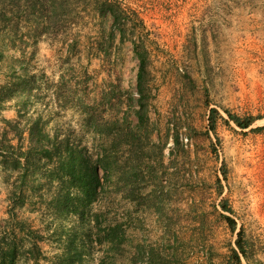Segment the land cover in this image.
Masks as SVG:
<instances>
[{
    "label": "rangeland",
    "instance_id": "rangeland-1",
    "mask_svg": "<svg viewBox=\"0 0 264 264\" xmlns=\"http://www.w3.org/2000/svg\"><path fill=\"white\" fill-rule=\"evenodd\" d=\"M45 1L0 0V264H264V0Z\"/></svg>",
    "mask_w": 264,
    "mask_h": 264
},
{
    "label": "trees",
    "instance_id": "trees-1",
    "mask_svg": "<svg viewBox=\"0 0 264 264\" xmlns=\"http://www.w3.org/2000/svg\"><path fill=\"white\" fill-rule=\"evenodd\" d=\"M47 2V3H46ZM46 4L49 5L51 12H52V19L57 21L58 18L63 15L67 17V12H69L67 10V8L71 7V2H69V0H46L45 1ZM100 10L104 11L105 13H109L111 15V17L116 20V22H118L120 20V9L115 6L112 2L106 1L104 2V4L100 7ZM69 16V14H68ZM141 73H143L145 71V60L143 58H141ZM141 73L139 75V78H141ZM237 125L239 127H241L242 129H248L251 126L250 122H245L242 123L239 120L235 119ZM43 137L41 130L39 129V122L36 121L32 124V127L30 128V140L31 141H35V140H40ZM46 152V151H45ZM44 152V153H45ZM76 152H71L69 154V156L71 157V160H68L66 158V160H64V156H60L59 157V162L57 163L58 167L60 166H64V162H68L69 163V168L67 167L69 173L71 176H74L76 174L77 168V162H75V158H74V154ZM45 155H47L45 153ZM19 160V161H18ZM17 162L20 163L21 165V161L18 158ZM63 163V164H62ZM100 182V171L98 168H88L87 169V173H86V184L88 189L90 190H96V186L97 184ZM228 209V211L230 213H233V210L230 208H225ZM226 221L230 227V229L232 230H236V221L231 218V217H226ZM242 231L240 232L241 235ZM239 247H241V245L239 244ZM238 260H239V256H238Z\"/></svg>",
    "mask_w": 264,
    "mask_h": 264
}]
</instances>
